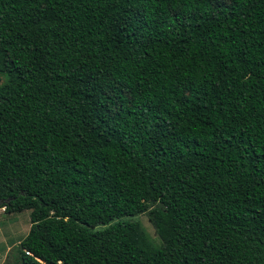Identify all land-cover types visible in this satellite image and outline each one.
I'll return each instance as SVG.
<instances>
[{
	"label": "trees",
	"instance_id": "1",
	"mask_svg": "<svg viewBox=\"0 0 264 264\" xmlns=\"http://www.w3.org/2000/svg\"><path fill=\"white\" fill-rule=\"evenodd\" d=\"M0 75L14 264H264V0H0Z\"/></svg>",
	"mask_w": 264,
	"mask_h": 264
},
{
	"label": "rangeland",
	"instance_id": "2",
	"mask_svg": "<svg viewBox=\"0 0 264 264\" xmlns=\"http://www.w3.org/2000/svg\"><path fill=\"white\" fill-rule=\"evenodd\" d=\"M4 80L5 77L0 75V84ZM28 214L29 211L8 214L3 211V208H0V264H14L15 248L29 229ZM130 220L137 221L140 224L153 246L160 244L146 213L133 217Z\"/></svg>",
	"mask_w": 264,
	"mask_h": 264
},
{
	"label": "water",
	"instance_id": "3",
	"mask_svg": "<svg viewBox=\"0 0 264 264\" xmlns=\"http://www.w3.org/2000/svg\"><path fill=\"white\" fill-rule=\"evenodd\" d=\"M8 202V200H0V204H2V203H7Z\"/></svg>",
	"mask_w": 264,
	"mask_h": 264
}]
</instances>
